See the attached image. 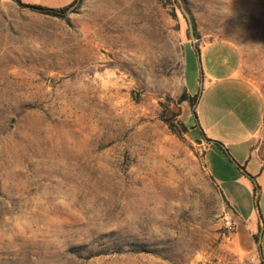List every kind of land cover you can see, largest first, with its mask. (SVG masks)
I'll return each instance as SVG.
<instances>
[{
	"label": "rangeland",
	"instance_id": "1",
	"mask_svg": "<svg viewBox=\"0 0 264 264\" xmlns=\"http://www.w3.org/2000/svg\"><path fill=\"white\" fill-rule=\"evenodd\" d=\"M185 1L194 44L172 0H83L63 19L0 0V264H262L264 0ZM233 49L263 98L245 167L258 198L231 178L261 122L230 78ZM185 85L222 145L211 176L203 148L163 120L178 110L186 126L193 107L167 101Z\"/></svg>",
	"mask_w": 264,
	"mask_h": 264
},
{
	"label": "crops",
	"instance_id": "2",
	"mask_svg": "<svg viewBox=\"0 0 264 264\" xmlns=\"http://www.w3.org/2000/svg\"><path fill=\"white\" fill-rule=\"evenodd\" d=\"M210 47H211V43L205 45L204 47H201L198 51L196 50V53L197 54L205 53L208 51V49ZM234 52L237 55V68H236L235 72L230 76V78L232 80L239 81L240 83L246 85L248 88L251 89L252 95L254 96L255 100L260 103L259 104L260 107H259L258 112L261 116V122L257 121L254 128L252 129V132H250L246 136V138L240 142L239 146L245 144L247 146V148L245 149V152H243V153H240V152L237 153L236 152V154H235L236 156H234V157H236V161L239 164L234 168V170L231 171V178L233 179L234 182L242 185L247 191H250L251 194L254 195V197L256 196L258 198L259 195L255 194V191L258 190V192H259L260 190L257 187L256 182L254 180L255 176H249L245 172V167H246V164L251 159V156H253V153H252L253 141L256 138V136H257V134L261 128V125H262L263 98L260 95V93L257 91V89L251 84V82L241 75V73H240V66H241L240 56L238 55V53L235 50H234ZM207 80H208L207 87H210L211 81H213V79H211V72L207 73ZM185 88H186V95L188 97H192V96L196 95V93L194 91H190L189 89H187L186 85H185ZM197 102H198V98H197ZM193 110H194L195 114H193V111H192L191 118H188L185 123H186V126L188 128L189 135L197 143V146H199V147L201 146L203 148V163L207 169V172L211 176V155L214 154L216 147L222 148V145L211 140V135L207 133L206 129L202 130L200 128L198 122L196 121V119H197L196 112H195L196 111V105L193 106ZM217 144H219V145L217 146ZM224 146L225 147H231L234 145L232 143L231 145L230 144H224ZM215 182L217 183V185L220 188V182H221L220 178H218V180H215ZM257 209H258V212H257ZM255 216H257V218L259 216L261 217L258 207H256V215H255V212H252L250 214V217L252 219L255 218ZM262 232H263V234H262ZM259 234H260V236L262 235V237L264 236V219H263V223H262V229L260 230Z\"/></svg>",
	"mask_w": 264,
	"mask_h": 264
},
{
	"label": "trees",
	"instance_id": "3",
	"mask_svg": "<svg viewBox=\"0 0 264 264\" xmlns=\"http://www.w3.org/2000/svg\"><path fill=\"white\" fill-rule=\"evenodd\" d=\"M12 1L15 2L19 7L27 9L30 12L53 17V18L63 19L66 17L67 14L75 12L83 0H73L69 5L62 7V8H58V9L45 7V6L38 5V4H26V3H22L20 0H12ZM172 1L179 6L177 0H172ZM182 4L184 5L186 11L190 14L192 24H193V29H194V35H195L196 29H195L193 17L189 9L186 7L185 0H182ZM197 98H198L197 95L188 97L186 93H184L177 99V101H173L171 99H167V101L169 102L168 106H178L181 103L187 101L193 107L197 103ZM193 114H195L194 110H193ZM178 116H179L178 110L174 111V110H169V108H165V110L163 111L164 122L166 123L168 128L171 130V132H173L174 134L180 137L182 134H185L188 132V128L185 125H183L181 122L176 120ZM218 145L219 144H217V146ZM260 218L261 217L259 216L258 221H260ZM257 228H258V232L260 233V230H261L260 226H258ZM262 264H264V260H262Z\"/></svg>",
	"mask_w": 264,
	"mask_h": 264
},
{
	"label": "water",
	"instance_id": "4",
	"mask_svg": "<svg viewBox=\"0 0 264 264\" xmlns=\"http://www.w3.org/2000/svg\"><path fill=\"white\" fill-rule=\"evenodd\" d=\"M177 2L179 4L180 11H181L182 15L184 16V18L187 22L189 37H190L192 43L194 44L198 41V39L195 38V36H194V29H193V24H192L190 14L186 11L184 5L182 4V0H177ZM255 198H257V197L255 196ZM257 211H258V209H257Z\"/></svg>",
	"mask_w": 264,
	"mask_h": 264
},
{
	"label": "built area",
	"instance_id": "5",
	"mask_svg": "<svg viewBox=\"0 0 264 264\" xmlns=\"http://www.w3.org/2000/svg\"><path fill=\"white\" fill-rule=\"evenodd\" d=\"M224 226L229 232L233 231L235 228L234 224L230 220H227V219L225 220Z\"/></svg>",
	"mask_w": 264,
	"mask_h": 264
}]
</instances>
